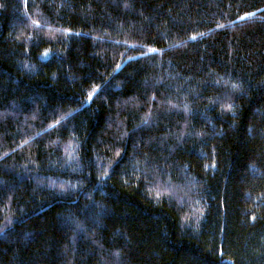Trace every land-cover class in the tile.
<instances>
[{
	"label": "trees",
	"instance_id": "trees-1",
	"mask_svg": "<svg viewBox=\"0 0 264 264\" xmlns=\"http://www.w3.org/2000/svg\"><path fill=\"white\" fill-rule=\"evenodd\" d=\"M0 264H264V0H0Z\"/></svg>",
	"mask_w": 264,
	"mask_h": 264
},
{
	"label": "snow or ice",
	"instance_id": "snow-or-ice-1",
	"mask_svg": "<svg viewBox=\"0 0 264 264\" xmlns=\"http://www.w3.org/2000/svg\"><path fill=\"white\" fill-rule=\"evenodd\" d=\"M152 51H154V50H152Z\"/></svg>",
	"mask_w": 264,
	"mask_h": 264
}]
</instances>
